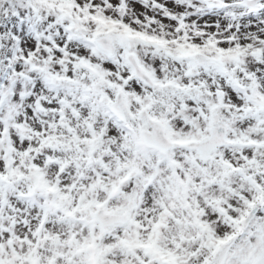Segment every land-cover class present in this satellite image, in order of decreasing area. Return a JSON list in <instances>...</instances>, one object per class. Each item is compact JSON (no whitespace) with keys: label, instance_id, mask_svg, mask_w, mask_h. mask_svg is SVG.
<instances>
[{"label":"snow or ice","instance_id":"1","mask_svg":"<svg viewBox=\"0 0 264 264\" xmlns=\"http://www.w3.org/2000/svg\"><path fill=\"white\" fill-rule=\"evenodd\" d=\"M0 264H264V0H0Z\"/></svg>","mask_w":264,"mask_h":264}]
</instances>
